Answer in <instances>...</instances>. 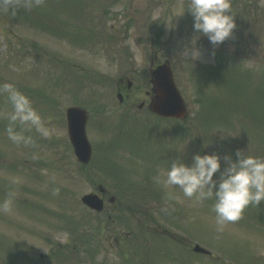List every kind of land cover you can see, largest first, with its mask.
Segmentation results:
<instances>
[{
    "label": "rangeland",
    "instance_id": "obj_1",
    "mask_svg": "<svg viewBox=\"0 0 264 264\" xmlns=\"http://www.w3.org/2000/svg\"><path fill=\"white\" fill-rule=\"evenodd\" d=\"M187 3L15 0L5 10L0 0V82L26 93L51 131L47 138L26 131L33 143L16 145L0 119V264H264V202L217 231L211 200L198 204L158 182L171 159L190 164L197 151L235 159L237 149H248L264 157V0H232L233 36L213 45L200 35L195 46L202 54L194 63L183 56L195 36ZM166 61L188 116L161 119L138 109L143 89L134 108L121 106L120 88L132 80L147 91V71ZM70 105L88 113L94 158L84 167L70 145ZM7 108L0 96V111ZM111 152L127 161L115 179L105 158ZM99 185L117 199L106 201L105 213L90 211L78 196ZM55 210L63 219H55ZM160 229L173 232L171 248L150 232ZM195 243L213 255H187L185 246Z\"/></svg>",
    "mask_w": 264,
    "mask_h": 264
},
{
    "label": "clouds",
    "instance_id": "obj_2",
    "mask_svg": "<svg viewBox=\"0 0 264 264\" xmlns=\"http://www.w3.org/2000/svg\"><path fill=\"white\" fill-rule=\"evenodd\" d=\"M14 5L15 0H4L5 10ZM232 9V0H188L186 10L194 18L195 36L192 46L184 48L183 56L191 58L185 61L194 63L200 58L201 50L195 46L200 35L206 36L213 45H220L233 36L236 20ZM0 96L9 106L0 111V119L7 121L3 134L9 141L30 145L33 137L25 132L32 130L41 137L51 135L33 100L13 83L0 82ZM222 160L226 163L221 171ZM158 182L165 189H179L198 204L211 200L216 229L222 231L225 224L238 221L249 205L259 206L264 202V157L249 154L248 149H237L235 159L231 154L222 157L219 152L197 151L190 164L179 157L171 159L169 166L160 171ZM169 198L178 197L169 193ZM2 208L8 210L7 200Z\"/></svg>",
    "mask_w": 264,
    "mask_h": 264
},
{
    "label": "water",
    "instance_id": "obj_3",
    "mask_svg": "<svg viewBox=\"0 0 264 264\" xmlns=\"http://www.w3.org/2000/svg\"><path fill=\"white\" fill-rule=\"evenodd\" d=\"M152 75L156 86V96L153 103V110L163 115H184L186 110L185 105L180 93L174 86L170 67L166 64L160 65L154 69ZM71 115L74 116L75 112L72 111ZM72 130L75 138L74 141H78L77 152L82 155H79L80 158L86 161L90 154L89 144L83 139L82 135H80L82 140H78V132L75 129V123H72L71 125V131ZM85 200L90 203V196H87ZM92 206L97 207L96 203H94ZM195 249L200 251L203 250L198 246Z\"/></svg>",
    "mask_w": 264,
    "mask_h": 264
},
{
    "label": "flooded vegetation",
    "instance_id": "obj_4",
    "mask_svg": "<svg viewBox=\"0 0 264 264\" xmlns=\"http://www.w3.org/2000/svg\"><path fill=\"white\" fill-rule=\"evenodd\" d=\"M124 84L122 83H119V86H123ZM137 88H135L133 86V84H128V86L126 87H121L120 88V92L122 94V100L123 101H132L135 99V91H136ZM148 94V91L146 92ZM100 196L103 197L104 199V202H106L107 200L108 201H112L111 204H115L117 202V199L116 198H110L111 196H115V195H111L107 190H104L103 192L100 193ZM108 211V207L105 208V211L106 212ZM167 234L169 236H171V234L169 232H167Z\"/></svg>",
    "mask_w": 264,
    "mask_h": 264
}]
</instances>
